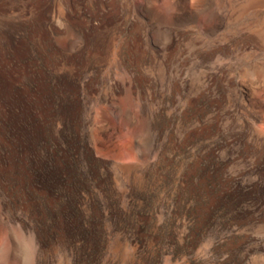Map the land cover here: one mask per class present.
I'll use <instances>...</instances> for the list:
<instances>
[{"label":"rangeland","instance_id":"1","mask_svg":"<svg viewBox=\"0 0 264 264\" xmlns=\"http://www.w3.org/2000/svg\"><path fill=\"white\" fill-rule=\"evenodd\" d=\"M0 264H264V0H0Z\"/></svg>","mask_w":264,"mask_h":264},{"label":"bare ground","instance_id":"2","mask_svg":"<svg viewBox=\"0 0 264 264\" xmlns=\"http://www.w3.org/2000/svg\"><path fill=\"white\" fill-rule=\"evenodd\" d=\"M10 71V70H9Z\"/></svg>","mask_w":264,"mask_h":264}]
</instances>
